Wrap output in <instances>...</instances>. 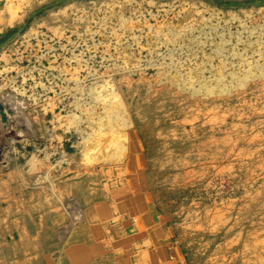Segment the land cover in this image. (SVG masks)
<instances>
[{"label":"rangeland","instance_id":"1","mask_svg":"<svg viewBox=\"0 0 264 264\" xmlns=\"http://www.w3.org/2000/svg\"><path fill=\"white\" fill-rule=\"evenodd\" d=\"M12 3L16 20L0 16V264H63L89 213L108 224L132 207L188 264H264V75L237 72L223 91L167 69L171 51L180 69L205 60L203 29L264 35V0ZM74 101L111 115L112 135Z\"/></svg>","mask_w":264,"mask_h":264},{"label":"bare ground","instance_id":"2","mask_svg":"<svg viewBox=\"0 0 264 264\" xmlns=\"http://www.w3.org/2000/svg\"><path fill=\"white\" fill-rule=\"evenodd\" d=\"M6 13L8 15V17L6 19V23H12V22H14L16 20V17L15 16L17 15V13H16V10L15 9L13 11V3H12V0H9L8 3L6 2V3H4L3 6H0V16L3 17ZM261 27H262V24L249 25V26H240V28H237L236 29L237 33H235V34H232V33L230 34L227 31H225V32L224 31H219L218 28L215 30L217 32H214V33H210V30L209 29H206V30L203 29V30H201L202 32H200V33H202L201 35H203L201 41L203 42V45H209V49H210V52L208 54H207L206 51H203V53L201 52L204 55V59L205 60L202 61L199 64L198 63L191 62V65L187 68V70L180 69L179 67H182L183 66V64H181V63H184V62H181L182 60L180 59V57L177 54L172 53V51H171L169 53V55H172V56L176 57L175 58V61L176 62L173 63V65L175 67H172L169 64L170 67H168L167 69L168 70L170 69L171 72L173 71V74H175L177 76V79L182 80L183 82H186L187 83L186 86L188 84H191V86H192L193 89H197V87H195V86H199L200 84L198 85V83H202V84H205V86H206V88L208 90H210V89L213 88V86H211V85H213V83H214V85L217 83V84L220 85L219 87L222 88L223 91L227 90V83H229V82H226V81L235 80L236 78H239V76H237V72H239L240 74L241 73H244L243 75H240V77L242 79L243 78L244 79L245 78H248L249 79V77H247V74L249 73V69H251L253 67V68H256V70L259 69L261 71V73L264 75V62H261V60H262L261 58L262 57L264 58V35L261 34V31H260V28ZM194 29L200 30V28H196V27L195 28H192L190 30V32H193V34H194ZM261 29L263 30V28H261ZM197 34H199V33L197 32ZM198 36L201 38L200 35H198ZM172 37H174V36H172ZM172 37H165V39H162V40H159L158 39V40L159 41H162L163 43H164V41L171 42V39L170 38H172ZM180 37H181V39H180ZM180 37H179V39L176 38V40L173 41V42L174 43H179V41H182V43L181 42L180 43L183 44V42L185 43V40H187V41H190V40L193 41V37L190 36L189 34L188 35H186V34L185 35H180ZM194 43H197V41H195ZM173 47H174V45H173ZM187 47H190V46H187ZM192 47H191V49H193ZM183 48H185V47H183ZM204 48H205V46H204ZM172 50H174V48ZM176 51H178V50L176 49ZM176 51H174V52H176ZM204 52H206V54ZM178 54H180V53H178ZM188 56H190L188 58L193 59L196 56V54L188 55ZM181 57H183V55ZM236 57H238V58L241 59V62L243 63L242 64L243 66L240 65L241 64L240 61H239L240 59L238 60ZM188 58H187V60H188ZM234 58L237 59V60H235ZM236 63H237V65H240L239 66L240 67L239 70H234L235 69L234 67L235 66L237 67ZM245 65H246V67H244ZM230 66H233L234 69H232V67L230 68ZM245 80H247V79H245ZM104 86H107V85H102V86H100V88H104ZM97 90H99V87L98 86H96V87L94 86V87H92L90 89V96L92 95L91 97H93V99H94V96H95ZM103 91H104V89H103ZM108 91H109V89H108ZM101 93H102V91H101ZM98 95L95 96V97L98 98ZM107 97H109V96H107ZM96 100H98V99H96ZM75 102L76 101H74V104H75ZM81 102L82 101H77L76 102V108L79 107V110H80V108L81 109L83 108V107H81V106H83V105H81L82 104ZM86 102L88 103L87 100H86ZM87 109L88 108H85L84 107L83 110H82L83 113H84L85 119H86L85 122H87V123H89L91 125L90 127L92 128V130L93 129H98L97 132H99V131H101L103 133H106L107 132L106 133L107 136L110 137L112 135V134H110V125L113 124L112 116L111 115H107V113L105 111L103 113H101V112H91L90 109L89 110H87ZM74 114H75V111H74L73 115ZM81 114H79V115H81ZM77 118L79 119V117H77ZM104 118L105 119H108L107 121H105V124L106 123H110L109 124V127L108 126H105V124L104 125H101L102 127L101 126L100 127L97 126L96 124L99 123L98 121H101L103 119V122H104V120H105ZM69 121H70V118H69ZM67 122H68V120H67ZM73 122H75V119L73 120ZM82 126L83 125H81V128H80V126H78V129H82ZM86 132L88 134L90 133L88 131H86ZM89 135H91V134H89ZM86 136H87V134L83 133V135H82L83 141H86L87 140ZM114 141L111 140V142H114ZM82 144H85V143L82 142ZM91 149H92V147H91ZM32 161H34V160L32 159Z\"/></svg>","mask_w":264,"mask_h":264},{"label":"crops","instance_id":"3","mask_svg":"<svg viewBox=\"0 0 264 264\" xmlns=\"http://www.w3.org/2000/svg\"><path fill=\"white\" fill-rule=\"evenodd\" d=\"M128 209L106 215L103 219L112 217L108 224L92 222L95 213H89L88 222L79 223L85 234L74 236L63 264H188L190 257L172 243L161 221L150 211ZM116 216L120 222L113 220Z\"/></svg>","mask_w":264,"mask_h":264}]
</instances>
